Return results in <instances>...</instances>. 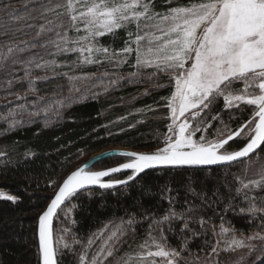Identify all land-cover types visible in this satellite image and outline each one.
I'll list each match as a JSON object with an SVG mask.
<instances>
[{
    "label": "trees",
    "instance_id": "16d2710c",
    "mask_svg": "<svg viewBox=\"0 0 264 264\" xmlns=\"http://www.w3.org/2000/svg\"><path fill=\"white\" fill-rule=\"evenodd\" d=\"M190 2L195 0H175L179 6ZM9 3L11 7L5 11L4 5ZM156 4L158 10L166 7L161 0H156ZM9 12L23 14V0H0V37L5 22L11 28L18 26L8 19ZM35 31L26 29L17 35L21 39L33 40ZM127 39L126 32L121 29L115 36L107 34L101 37L100 43L119 52ZM33 52L43 54L44 49L37 47ZM45 59L53 57L45 56ZM55 59L61 65L55 72L36 69L29 79H20L24 77V69L20 65L10 71H0V153L5 154L0 155V190L18 197L15 204L0 200V264H40L38 218L62 181L79 166V159L108 147L151 153L161 146L168 134L169 114L166 100L162 98L169 97L174 86L166 74L158 73L152 80L147 75L131 77L129 73L136 71L131 66L134 63L132 56L128 64L120 67L107 61L74 67V53ZM143 71L147 73L153 69ZM61 73L90 79L70 83L68 76ZM8 79L13 81L11 86L6 83ZM29 80L34 82L35 91H29ZM132 80L139 82L132 83ZM112 81L117 82L113 84ZM73 83L79 91L70 92ZM158 83L165 87H157ZM82 96H87V99ZM59 101H63V106ZM223 108L224 102L220 99L213 114L219 113L232 130L252 115L251 106L240 105L221 111ZM33 112L37 115H29ZM218 121H212L207 131L209 139L214 138ZM14 122L18 123L14 128L10 127ZM230 144L232 147L228 151L238 150L244 146V140L237 138ZM124 160L109 158L93 168L104 170ZM262 167L264 153L260 154V159L252 156L239 163L213 168L152 169L146 171V175L141 174L142 180L137 177L138 182H131L129 186L112 190L92 189L91 195L78 192L66 200L52 223L54 248L57 247V231L68 227L69 247L61 246L58 264H80V255H86L90 261L110 230L130 218L138 221L134 225L135 238L131 231L121 237L115 244L114 256L135 255L137 245L147 238L151 218H161L168 211L169 198H174L172 206L177 212H184L189 204H196L199 207L191 215L207 221L203 227L199 223H190V228L198 233L196 236L187 230L181 233V221H173V232L165 231L168 243L178 250L183 244L182 237L188 238L187 250L183 252L184 259L180 264H195L197 256L206 261L217 243L221 223L224 228L240 234L264 232V219L261 218L264 214L257 213L253 218L247 212L241 213L240 209H247L249 202L244 199V194L236 191L241 187L237 176L245 182L256 179ZM115 176L126 177L125 174ZM189 185L197 195L189 191ZM166 188L171 191H166ZM243 192L256 197L257 206H264V188H250ZM65 207L72 208L70 220L60 215ZM107 225L109 229L104 230ZM102 229L103 235L95 238ZM89 239L93 240L91 247H88ZM211 259L218 264H235L241 258L222 252L219 256L213 254ZM110 262L115 264L112 257L104 264Z\"/></svg>",
    "mask_w": 264,
    "mask_h": 264
},
{
    "label": "snow or ice",
    "instance_id": "6c2138e0",
    "mask_svg": "<svg viewBox=\"0 0 264 264\" xmlns=\"http://www.w3.org/2000/svg\"><path fill=\"white\" fill-rule=\"evenodd\" d=\"M23 3V14L8 13V19L18 26L11 28L7 22L2 26L0 71H10L20 65L24 69V77L20 79L24 80L29 79L36 69L55 72L61 66L55 57L68 53L76 54L74 67L103 61L120 67L128 64L129 57L134 54L131 66L136 71L129 73L131 77L147 75L152 80L158 73H165L174 86L170 96L162 98L166 100L171 120L163 147L153 153L121 152L119 155L127 158V162L97 171L86 170L88 166L85 165L62 181L54 198L38 218L41 264H58L61 246L69 247L63 238H58L57 247H53L52 219L61 205L80 190L91 195L92 187L112 190L129 186L131 182H138L137 177L142 180L141 174L146 175L148 169L230 165L252 154L260 159V154L264 153V0H195L185 6L177 5L175 0H161L166 7L160 10L156 0H23ZM10 7V3L5 4L4 10ZM26 29H36L33 40L21 39L17 35ZM121 29L128 39L119 52L100 43L101 37L107 34L115 36ZM37 47L44 49V53H34ZM26 53L31 54L25 56ZM45 56L53 59H45ZM145 69L153 71L145 73ZM61 75L68 76L67 73ZM68 79L72 83L90 77L68 76ZM241 82L243 87H237ZM6 83L11 86L13 81L8 79ZM156 86L165 87L163 83ZM35 90L34 82L29 80V91ZM72 91H79L74 83ZM82 98L87 99V96ZM220 99L224 102L221 111L238 108L240 104L252 106L251 117L232 130L219 113L213 114ZM59 103L63 106V101ZM216 120L223 125L215 130L216 139H208L204 134L194 139L197 132L206 133L212 121ZM15 123L18 122L10 127L14 128ZM237 138L244 140V146L228 151L232 147L230 142ZM121 172L127 173L125 178L114 176ZM257 177L247 182L236 177L241 185L236 189L237 193L244 194V199L249 202L248 208H241L240 212H247L253 218L257 213L264 214V206H257L256 197L243 190L264 188V167ZM188 188L197 195L191 185ZM166 191L171 189L166 188ZM0 200L15 204L18 197L0 192ZM173 202L174 198H169L170 207L163 217L151 218L147 238L137 245L135 255L114 256L115 244L121 237L131 231L135 238L134 225L138 221L130 218L122 220L111 231L88 264H104L109 257L115 264H158L155 258H161L160 264H180L184 259L183 252L187 250L188 238L182 237L183 244L178 250L168 243L165 231L173 232V221H181V233L187 230L196 236L198 233L190 228V223H199L203 227L207 221L191 215L199 207L196 204H189L184 212H177ZM229 231L221 223L217 235L223 237ZM257 240L261 242L259 245L253 243ZM230 243L236 248L247 249L235 264H248L249 261L251 264H264V235L261 233L241 239H236L233 233ZM92 244L93 240L89 239L88 247ZM218 249L219 241L211 248L206 261L197 256L195 264H217L211 257L213 254L219 256ZM86 259V255H80V264H85Z\"/></svg>",
    "mask_w": 264,
    "mask_h": 264
},
{
    "label": "rangeland",
    "instance_id": "374dc122",
    "mask_svg": "<svg viewBox=\"0 0 264 264\" xmlns=\"http://www.w3.org/2000/svg\"><path fill=\"white\" fill-rule=\"evenodd\" d=\"M132 57L134 58V54L132 55ZM163 74H165V73H163ZM167 75V74H166ZM168 76V75H167ZM169 77V76H168ZM238 86H240L239 88H242L243 87V84H242V82L241 83H238ZM173 91H174V87H173ZM240 105H245V104H240ZM246 106H248V105H246ZM252 107V106H251ZM195 111V110H194ZM168 114H169V123L171 122V120H170V111H169V109H168ZM188 115H190V114H186V116H188ZM184 118H181V120H183ZM193 123H195V122H193ZM226 124V123H225ZM202 127H203V125H202ZM220 127H223V125H221L220 124V121H218V128H220ZM210 128V127H209ZM208 128V129H209ZM208 129H207V131H208ZM202 134H204V135H206L207 136V138H208V134H207V132L206 133H200V132H197L196 133V135H195V137H194V139H198ZM214 135V138L213 139H216V136H215V133L213 134ZM209 139V138H208ZM164 146V144L162 143L161 144V146H159V147H157V148H155L154 150H152L151 151V153H153V152H155L158 148H161V147H163ZM126 148H113V147H108V148H106V149H104V150H102L101 152H106V151H111V150H125ZM129 150V149H128ZM221 151H223V150H221ZM101 152H98V153H96V154H93V155H91L90 157H87V158H82V159H79L78 161H79V163L77 164V166L79 165H81L82 163H84L85 161H87L89 158H91V157H94L95 155H97V154H99V153H101ZM138 152H140V153H146V152H141V151H138ZM253 156H255V155H253ZM124 159V158H123ZM104 161V160H103ZM126 161H127V159H126ZM125 160H124V162H126ZM78 166V167H79ZM77 167V168H78ZM91 170H93V171H97L98 169H91ZM100 170V169H99ZM0 192H4V193H6V194H10V193H8V192H6V191H3V190H0ZM12 195V194H11ZM66 202V201H65ZM64 205V204H63ZM62 205V206H63ZM61 206V207H62ZM62 212L60 213V215H64V218L65 219H67V220H70V215H71V212H72V208L71 207H65V208H63V210H61ZM69 224H70V222H68ZM63 227V226H62ZM62 227H59V229L60 228H62ZM109 227L110 226H108L107 225V227H105L104 228V230H108L109 229ZM68 228V227H67ZM66 227H64V229L60 232V231H57V239L58 238H63V242L64 243H67V241H68V229H67ZM227 229V228H226ZM65 230H67V231H65ZM230 230V229H229ZM101 232H103V229L101 230V231H98L95 235V238H97V237H100L101 235ZM110 232H111V230H110ZM233 233H234V236H235V238L236 239H241L242 237H248V236H251V235H253L254 233H261L262 235H264V232H251L250 234H240V233H237V232H235V231H233V230H230L228 233H226L223 237H221V236H219V235H217V241H219V253H225L227 256H230V257H233V256H239V258H241L242 256H244V254L247 252V249L246 248H236L235 247V245H232L230 242H231V240L233 239ZM98 234V235H97ZM57 239H56V241H57ZM253 243H256L257 245H259L261 242L260 241H253ZM217 244V243H216ZM233 249H235V250H233ZM154 250V249H153ZM87 257V256H86ZM149 259H152V258H149ZM156 260H157V262H158V264H160V262H161V258H155ZM251 263V261H249L248 262V264H250ZM85 264H88V258L86 259V261H85ZM164 264H166V262H164ZM218 264V263H217Z\"/></svg>",
    "mask_w": 264,
    "mask_h": 264
},
{
    "label": "water",
    "instance_id": "95a60500",
    "mask_svg": "<svg viewBox=\"0 0 264 264\" xmlns=\"http://www.w3.org/2000/svg\"><path fill=\"white\" fill-rule=\"evenodd\" d=\"M125 151H127V152L140 153V152H138V151H133V150H128V149H125V150H111V151H106V152L104 151V152H101V153L95 155L94 157L89 158L87 161H85L84 163H82L78 168H81V167H84L85 165H87L88 168H87L86 170H88V169H92L96 164L102 162L103 160H106V159H109V158H114V157H119V158L127 159V158L122 157V156L119 155V153H121V152H125ZM257 151H259V150H257ZM253 155H255V154H252L250 157H252ZM250 157H249V158H250ZM249 158H241L240 161H234V162H231V164L239 163V162L245 161V160H247V159H249ZM126 162H127V161H126ZM219 166H225V165L200 166V167H203V168H213V167H219ZM78 168H76V169H78ZM76 169H75V170H76ZM155 169H163V168L158 167V168H155ZM148 170H152V169H148ZM148 170H146V171H148ZM73 171H74V170H73ZM119 174H125V175H127L126 172H121V173L114 174V176H115V175H119ZM105 179H109V178H105ZM60 185H61V184H60ZM120 187H121V186H120ZM92 189H99V188H98V187H92ZM57 191H58V189L56 190V192H57ZM81 191H84V190H80L79 192H81ZM56 192L54 193V195L56 194ZM54 195L52 196V198H54ZM52 198H51V199H52ZM51 199H50L49 203L47 204V206L50 204ZM47 206H46V208H47ZM61 206H62V205H61ZM46 208H45V210H46ZM45 210H44V211H45ZM58 210H59V209H58ZM58 210H57V211H58ZM55 215H56V214H55ZM55 215L53 216L52 223H53V220H54ZM37 237H38V232H37ZM40 264H41V262H40Z\"/></svg>",
    "mask_w": 264,
    "mask_h": 264
}]
</instances>
